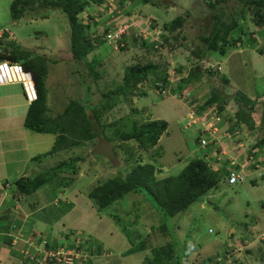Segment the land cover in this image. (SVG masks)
<instances>
[{
  "label": "rangeland",
  "instance_id": "rangeland-1",
  "mask_svg": "<svg viewBox=\"0 0 264 264\" xmlns=\"http://www.w3.org/2000/svg\"><path fill=\"white\" fill-rule=\"evenodd\" d=\"M14 1L16 0H0V24L5 17L9 27L14 29L17 34L16 42L8 46L10 50H16L15 48L18 47V50L34 52L36 53V57L40 56L48 60L49 76L47 78L45 77L48 110L52 109V113L57 112V114L65 112L70 105L68 98L71 99V96L75 95L73 92H76V90L79 91L78 94H83L82 88L84 82H86L88 87L91 86L88 88L89 91L93 93L91 97L88 94L81 97L79 104L86 107L94 105V102L96 103V106H98L97 113L101 114L99 118V123L102 127H100L101 136L111 141L109 142L110 145L102 141L106 144L105 147L103 145H97L95 148L93 142L91 148L90 146L86 148L76 147L73 150H69L65 155H59L58 158L56 156H50L46 159L49 162L46 163L40 173H44L47 170V175L50 176H52V174H48L51 171L50 169L58 166L62 161L70 162L74 160V162H79L76 166H79L80 169L83 167L81 169L83 177L78 182L73 183L71 187L67 186L65 188L66 186L63 185L61 189H53L47 186L35 192L36 196L32 198L33 201L46 203L49 205L47 210L53 208L52 203L58 205V201L62 197L58 192L64 188L67 189L66 193L79 190L89 194L91 190L104 182L106 178L117 175L122 168L130 169L129 164H125V160H130L131 149L128 146H132L135 150H138V145L131 141L125 143V148L124 145H119V141H116L114 138V134L127 130V127H124V116L127 117L129 114H133V121L135 120L141 125L150 120L151 117L154 120H161L168 123V131L162 136V140L156 149L154 162L157 165H168L170 169L174 170L171 176H176L185 169V165L193 160L190 157L191 152H189V149L196 147L195 142L197 136L194 137L191 131L193 129L188 126V114L192 111H201V104H205V101H207L203 100V96L210 97L214 92H218L226 100L225 114L230 117H234L239 110L238 103L234 99L238 97V93L248 98H251L255 93H259V101H264V56H261L259 49L256 52L260 55L256 57L248 56L247 59L241 57V64L236 62V56H238L236 53L246 49L243 45L251 46L250 44H252L254 46L252 49H257L260 48L258 45H260L259 41H261V49L263 51L262 53H264V28L254 29L249 13L247 19L240 21L242 23L241 25L246 26L245 30L247 32L243 34L241 40H238L235 46L233 45L227 48V52L229 53L228 57H230L229 61L212 63V66H218V69L213 67V73L210 76L208 73L210 71H207L209 70V65L193 57L191 50L182 51L179 47L184 42L198 41L199 35L210 32V29L213 27L215 20L212 18L211 13H209V9L204 3V0H152L155 3L161 4L160 7H155L151 3L145 4L142 0H129L128 5L131 6L133 4L135 7L131 8L127 6V8H131L132 17L136 23L139 21L140 25L149 20H154L155 25L162 28L164 22L172 21L177 16L187 18L186 23L183 28L169 36V42L167 44L159 38L160 43H164V45L159 47L157 51L149 50L138 40L136 42L131 34L132 29L136 33L133 27L130 31H127L124 38L125 42L129 44V50L123 51L118 49L112 53V47L107 43L101 44L97 49H100L101 54L106 58L103 60H95V65L93 66L97 71V75L99 74L101 76L98 80H95L92 76L91 78L89 76L87 77L86 73L82 75L84 72H82L81 68L76 69L74 63L66 68L68 62L64 63L65 56L63 52H69L71 44L69 38L70 33H67L69 23L67 16L63 12L51 10L47 12V20L39 19L32 23H29L28 20H24L23 18L19 19L20 21L14 20L11 12V5ZM122 1L116 0V6L120 8ZM102 5L103 8L98 2L92 1L91 6L87 8L89 9L86 11L87 14H90V12L93 14L97 13L96 16L99 15L101 17H98L100 18L99 20L95 19L90 22L92 27L88 30L89 34H93L98 28L103 33L108 23L113 20L110 15V18L107 17L108 10L104 4ZM232 6V1L226 6V13L228 14V17H225L226 20L233 13ZM236 9L239 10V15L241 13L240 6H237ZM124 10L122 9L126 14ZM124 18L125 16L118 17L117 20L123 21ZM14 21H19L18 23L20 24L16 28L12 25ZM240 33H234L235 37L241 36L242 34ZM184 36L187 37V41L183 39ZM63 42L66 45L61 46ZM1 44L4 43L2 42ZM172 47H176L174 53L171 52ZM247 52L250 51L244 52L241 56H246ZM93 54L88 58L89 62L92 63L94 62ZM68 55L71 57V53ZM152 61L159 63L161 73L163 70H169V77L172 78L169 89L176 96L168 95L166 92L162 94L163 96H160L154 90L159 83L158 81L161 80L155 81L153 79L141 84L139 86L140 89L135 91L134 95L129 93L126 94V97L124 92L120 91V88L123 87L127 68L135 66L138 63L147 65ZM238 64L241 65L239 69L236 67ZM228 67H230L229 71L225 72ZM178 68L182 69V73L177 71ZM223 70L230 79L227 84L222 80ZM195 72L199 73L201 77H192V74ZM244 72L248 74V79L245 82L243 79ZM62 73L67 75L65 76ZM141 89L148 91L145 96L140 95ZM94 90H97L99 94L101 92L102 95L109 93L112 95L110 98L106 97L105 99L104 96L97 101L94 99ZM76 96L77 98L80 97V95ZM184 98H189L191 104L186 102ZM256 99L254 97L253 100ZM196 101H198L197 106L193 107V103ZM255 106L259 108V104ZM133 111L136 112L133 113ZM94 115L95 113L92 112L91 116L94 117ZM135 121L134 124L136 123ZM113 124L116 125L113 126ZM103 126L106 127L104 131H102L104 129ZM96 127H98L97 122ZM240 128H242L240 129L242 133L240 135L241 139L244 140L242 132L244 130L250 136V140L248 142L244 140L246 146L243 151L240 150V152H237V157L248 151V143L251 145L252 142L261 137L260 132L253 131L246 125H242ZM190 144L193 145L190 146ZM188 145L190 148H188ZM114 150H116L117 161L119 160L122 164V167L119 169H115L114 166L116 164ZM104 153L108 154V156H105ZM147 156L149 157L150 155ZM188 157L190 158L187 159ZM179 159L186 161L181 168H179ZM214 162L215 160L212 159V163ZM61 177L65 181L68 180L67 175H62ZM62 179L56 178L53 185L61 186L64 183ZM258 183L260 186L253 188L249 178L245 182L233 186L221 182L219 187L213 190L209 196L210 198H208L212 201L211 205L204 199L200 203L193 204L186 213L170 219H167V217H157L159 216L158 213L154 215V210L151 209L150 202H146L144 196H142L145 201V203L141 204L142 211L137 213V207L133 201L141 198H139V195H127L121 202L118 201L113 206L98 212L101 217L108 214L117 215L124 221L122 225L114 221L112 223L100 221L102 224L100 225V232L104 235V240L109 247L107 248L104 243V247L100 245L102 250H105L106 247L108 252L107 255L102 253L101 257L105 259V257L110 256V259H105L106 264H110L111 260V263L118 261L117 264H144V259L148 253L150 254V250H147V252L138 251L130 255L125 254L131 250V245H133L130 236L138 240L139 233H141L142 235H152V241L166 243L167 240H172L174 243H178V252H181L179 256L183 258L182 264H212L216 258L215 255L223 247L229 250L235 248L233 253L238 258L237 264L240 261L244 264H264V261H262L264 260L262 259L264 255V180H260ZM66 197H63L62 200ZM147 209L148 211H146ZM95 210L99 209L95 208ZM58 213L61 214L59 209ZM136 214H139V216L137 217ZM109 215L108 217H110ZM252 219L257 221L253 226ZM91 220L90 230L93 231L97 227L98 218L94 216ZM133 221L137 224L129 227L126 225ZM160 224L162 228L163 226L164 228H168L167 233L160 232ZM152 227L154 228L153 230H151ZM117 229H119L122 236L111 234V230L114 232ZM153 233L156 234L155 238ZM140 240L143 241L144 237L140 238ZM126 242H128L131 248L125 252L124 245ZM27 246L28 244L25 243L23 249ZM247 250H251L256 255L257 260L254 261V256L248 259ZM96 253L99 254V252ZM25 254L29 257L31 252H25ZM91 258V255H88L84 263L90 264Z\"/></svg>",
  "mask_w": 264,
  "mask_h": 264
},
{
  "label": "trees",
  "instance_id": "trees-1",
  "mask_svg": "<svg viewBox=\"0 0 264 264\" xmlns=\"http://www.w3.org/2000/svg\"><path fill=\"white\" fill-rule=\"evenodd\" d=\"M92 1H96L99 4L102 3V0H16L11 5V12L14 20H19L25 15H40V17L44 19L48 17L47 12L51 10H59L63 12L67 16L70 27L71 59L69 58L70 60L68 61H70V64H77L78 68H81L82 72H84L82 75L86 73L87 77L89 76V78H91L92 76L93 79L98 80L100 75H97V71L93 65H95V60H99V58L96 55L93 59V63L89 62L88 58L101 46V44L107 43L109 26H106L103 33H101L99 28L96 29L93 34L88 33V30L92 27L90 22L96 19V15H90L86 12L88 6H91ZM128 1L129 0H123L120 3V8L123 10L125 9L124 11L127 15H131V8H134L135 5H128ZM142 1L145 4L151 3L155 7L161 6V4L155 3L152 0ZM231 1L233 2V13L229 16V19L226 20L225 17H228L226 6ZM204 3L207 5L212 18L215 20L213 27L210 29V32L199 35L198 41L184 42L180 44L179 47L182 51L191 50L193 57L209 65V70L207 71H210L208 73L211 76L214 67L212 66V63L225 57L228 54L227 48L229 46H235L238 40H241L243 34L247 32L245 30L246 26L241 25L242 23L240 21L242 19H247L248 13L251 16V22L254 29L264 28V0H204ZM127 6H130L131 8H127ZM237 6H240L241 9L239 15V10L236 9ZM186 19L187 18H184L183 16H177L172 21H166L162 26L163 33L160 36V39L167 44V42H169V36L183 28ZM236 32H241L240 34L242 35L235 37ZM133 38L136 42L140 41L142 45L151 51H157L159 50V47L164 45V43H160V39L159 41L150 42L143 39H136L134 36ZM183 39L187 41V37L184 36ZM17 48L18 47L15 48L16 50H11L10 54L3 57L10 61L22 64L25 70L32 72L39 96L38 101L31 104L26 118V127L37 133H60L55 149L47 155L53 156L55 153H61L62 151L66 152L89 142L93 143L96 141L101 133H99L98 127H96V122L101 116V114L97 113V107L93 109L95 112L94 117H89L85 107L80 105L78 101H72L69 103L70 105L64 113H60L55 117H50L48 115L45 83V77L47 78L49 75L48 60L40 56L32 57L31 52L18 50ZM129 49L128 42H126L125 47H121V50L123 51ZM175 51L176 47H172L171 52L174 53ZM56 63L58 64L57 61ZM159 68V63L154 61L147 65L138 63L135 66L127 68L125 81L123 87L120 88V91H123L126 97V94L129 93L134 95L135 91L140 89L139 86L141 84L153 79H155V81L161 80L166 85H169V70H163L161 73ZM177 71L182 73V69L178 68ZM224 75L226 74H223L222 80L227 84L230 80ZM193 76H197L195 78L201 77L200 74L196 72L192 74V77ZM90 87L91 86H89V88ZM111 95V93L104 94L105 99L106 97L110 98ZM140 95L145 96L146 90L141 89ZM237 96L238 97H235L234 99L238 103L237 106L239 110L234 117L225 114L224 110L227 103L218 92H214L210 97L208 96L206 98V103L201 105L200 108L201 111H203L206 108L216 106L222 116V121L220 123L221 126H230V130L233 132L242 125H246L253 131L260 132L262 138L257 140V143L249 149V152L247 151V155L245 156V158L248 156L249 158L253 157L251 160L252 163L248 166V169L258 170L257 165H260L261 163L259 162L262 161L258 160L259 162H257L255 160L260 158L262 153L257 154L254 153L253 150L259 148L264 152V101H259V97H256V100L249 99L241 93H238ZM197 102L198 101H196V103ZM256 104H259V108L255 106ZM134 112L136 111H133V113ZM132 116L133 114H129L127 117L124 116V127H127V130L114 134V138L116 141H119V145L122 144L125 148V143L131 141L135 142L138 145V150H135L132 146H128L131 149L130 160H125V164H129L130 169L122 168L117 175L106 178L104 182L100 183L89 193V199L99 211L113 206L118 201L121 202V200L127 195L134 194L136 196L139 195V198H141L133 201L137 207V213L142 211L141 204L145 203L142 196H144L146 202H150L151 209L154 210V215L158 213L159 216L157 217H167V219H170L186 213L195 203H200L204 201V199H206L205 201H208V196L212 194L213 190H216L219 187L220 182L226 180V178L228 179L230 175V171L227 168L229 161L224 162V166L221 167L220 170H217L216 166L211 165L212 161L210 159L212 156L210 159H207L204 157L205 155L202 154L199 159H193L190 161L179 175L169 176L163 180H158L154 165H140L139 162L143 156L142 152H146L149 148L158 144L161 136L167 130L168 124L165 121H147L141 125L135 120L136 123L134 124ZM115 125L116 124H113V126ZM103 128L105 130L106 127L103 126ZM107 140L111 142L109 139ZM196 141L198 142L199 139L197 138ZM114 154L116 157L115 160L117 161L116 150H114ZM242 158V161L245 160L244 156ZM67 165V162H62L58 166L52 167L50 169L51 171L48 172V174H52V176L47 175L46 170L44 173H40L35 177L22 178L16 181L15 185L18 193L23 196L32 195L37 190L46 186H50L53 189H61L63 185H66V181L62 179L61 174L62 170L67 168ZM252 166H254V169ZM121 167L122 166L119 168ZM237 167L239 170L240 165H237ZM56 178L62 179L64 183L61 186L53 185ZM262 178H264V174L262 175ZM255 181H257V179ZM256 183L257 182L252 181L254 186ZM211 203L212 201L209 200L208 204L211 205ZM146 211H148V209ZM136 215L137 217L139 216V214ZM109 216V221H114L120 225L124 222L120 216ZM100 218L102 217L100 216ZM106 219L107 218H104L103 221H106ZM251 221H253L252 226L257 223L255 219H252ZM135 224L137 223L133 221L126 225L129 227ZM167 230L168 228H164V226L162 228V225L160 224V231L167 233ZM155 236L156 235L154 234V238ZM142 237H144L143 241L140 240ZM151 237L152 235L150 234L142 235L139 233V239L137 240L130 236L133 245H131L132 248L127 254L136 253L138 251L147 252V250H150V254L148 253L147 257L144 259V264H182L183 258L179 256L181 252H178V243H174L172 240H167L166 243L152 241ZM90 242L91 246L89 244L88 247L82 245L81 247L76 246L72 248L77 251H86L85 254L87 256L91 255L92 257L90 264H96L98 259H103L100 255L102 253L107 255L108 252L107 250V253L103 252L104 250H102L100 244L97 243L95 244L96 247L93 248L92 246L95 241L91 236ZM48 248L53 250L58 249L57 247H54L52 243H48ZM219 250L220 251L215 255L216 258L213 260L212 264H226L225 261H219V258L221 256H229L233 253H231V250L229 251V249L224 247ZM96 252H99V254ZM247 253L251 256L255 255L249 250ZM107 258L110 259V256L105 257V259ZM262 259H264V255L262 256ZM255 260H257L256 257L254 261ZM117 263L118 261L113 264ZM46 264L55 263L48 262ZM235 264H237L236 261ZM239 264L244 263L239 262Z\"/></svg>",
  "mask_w": 264,
  "mask_h": 264
},
{
  "label": "crops",
  "instance_id": "crops-1",
  "mask_svg": "<svg viewBox=\"0 0 264 264\" xmlns=\"http://www.w3.org/2000/svg\"><path fill=\"white\" fill-rule=\"evenodd\" d=\"M90 15H97V13L93 14L90 12ZM98 17L100 16L99 15L95 16V18L99 20L100 18ZM22 18L24 20H28L29 23L38 21L39 19H43L40 17V15H34V16L25 15ZM5 19L6 18L4 17L3 21L0 24V43L2 42L4 43L0 45V60L1 61L9 60V59L4 58L3 56L10 54L11 50L9 49L8 46H11V44H14L17 40V34L15 33L14 29L9 27V24H7V21ZM47 19L48 17L44 18L43 20H47ZM19 21H14L12 23L14 28L20 25L18 23ZM7 31L9 33H13L14 39H9V35L7 34ZM67 33H70V27ZM66 36H68V34H66ZM69 38H70V35H69ZM64 41L66 40L64 39ZM259 42H260V45H258V47L260 48H257V49H252V47H254L252 44H250L251 46L243 45L246 49L244 51H240L239 53H236V55H238L236 56L237 57L236 62L240 63L241 57H244L245 59H247L248 56L256 57L257 55H260L258 52H256L258 49H259V52H261V56H264V53H262L263 51L261 49L262 43L261 41ZM62 45L64 46L66 45V43L63 42L61 46ZM246 51H250V52H247L246 56H241ZM31 53H32L31 56L35 57L36 53L34 52H31ZM63 53H64V56L66 57V58L64 57V63L68 62V65L66 66V68H68L71 66L70 61H68L71 59L70 55H68L71 52L69 50V52H63ZM101 53L102 52L100 51V49H96L93 54V59L96 57V55L98 56L100 60L105 59L106 57ZM228 56H229V53L225 57H222L221 60H218V62L222 63L225 61H229L230 57ZM240 64L236 66L237 69L241 67ZM74 67L78 69L77 64H75ZM230 67H231V64H230ZM230 67H228V69L225 72H228ZM214 68L218 69V66H214ZM225 72L223 70V74H225ZM64 75L66 76L67 74H64ZM243 75H244L243 79L245 82L248 79V74L247 72H244ZM224 76L228 78L227 74ZM100 77L101 76H99V78ZM88 88H89L88 85L86 84V82H84L83 88H82L83 94H80V93L78 94L79 91L76 90L77 93L73 92L75 93V95L71 96V99L68 98V103H71L72 101L80 102L79 100L85 94H88L91 97L93 92L89 91ZM94 91L95 92L93 95H94L95 100L98 101L101 97L104 96L101 94V92L99 94L97 90H94ZM154 91H156L160 96H163L158 90L155 89ZM147 92L148 91L146 90V93ZM76 95H80V97L77 98ZM171 95L174 97L176 96L173 93H171ZM259 96H260L259 93H255L249 99L253 100L254 97H259ZM203 97H204L203 100H206L208 96H203ZM30 107L31 105L26 102L24 92L22 90V87L19 84H11V85L0 87V264H33L30 262L31 260L26 256L25 252H29V253L31 252V254H36L37 252L36 245L40 244L41 242L40 240L42 241L49 240L50 243H52L54 247H57V248L70 247L69 250H73L72 247L77 246L74 244L75 243L77 244L78 239H81L82 241H84L85 238H90L91 236L93 240L95 241L93 246H95L96 243L100 245H103L104 243V245L107 248H109L106 244L107 242H105L104 240L105 239L103 237L104 235L100 232V225H102L101 222L112 223V221H109L110 219L108 218L107 215L102 216V218H100V215L98 214V212L100 211L95 210V208L97 207L93 205L92 201L89 199V194L83 193L82 191H79V190H76V192L66 193L67 189L65 188H67V186L71 187L73 183L78 182V180H80V178L83 177L82 170H81L83 169V167L80 169L79 166H76L79 162H74V160H71L70 162H67L68 163L67 168L62 170V175H67L68 180L65 182L66 187L63 190L58 192L59 195L62 196L60 201H58V205H54V203H52L53 204L52 209L47 210V207L49 205H47L46 203L34 202L32 198L36 196V193L32 195H27V196H23L20 193H18L16 185H15L16 181L22 178L35 177L40 172H42V169L44 168L46 163L49 162V160H46L48 157H50L47 154H49L55 149L56 144L59 140V134H60L59 132L57 133H53V132L52 133H37L29 129L28 127H26V118L29 113ZM96 107L98 109V106H96L95 102H94V105L85 107L87 109L86 112L89 117H91L92 112H94L92 111V109ZM58 114L57 112L52 113V109L48 110V115L50 117H55ZM148 121H161V120H154L151 117V119ZM97 126H98V130L100 133L101 126H100L99 120L97 121ZM192 129L193 130L191 131L193 132L194 137L197 136V133H198L197 127L196 128L192 127ZM237 129H242V128L239 127ZM103 130L104 129H102V131ZM167 131H168V128L164 132V134ZM242 132L244 135L243 139L246 142H248L250 140V136H248L244 130ZM101 134L102 133H100L99 138L96 139V141H94L95 148L97 147V145L98 146L103 145L105 147L106 144H104L102 141L110 145L109 141L106 138L102 137ZM162 136L157 145H155L152 148H149L146 152H142L143 156L139 162L140 165H147V164L154 165L156 168V175H157L158 180H163L171 176L172 172L174 171L173 169H170L168 165H157L154 162V156H156V149L162 140ZM261 138L262 137H259L258 139L260 140ZM257 140L252 142L251 145L250 143H248L249 144L248 152H249V149H251L257 143ZM195 143H196V147L193 149H189V152H191V156H190L191 158L199 159L202 154L205 155L204 157L212 154L211 149H202L201 147L198 148V142L196 141ZM92 144L93 143L89 142L83 145L84 147L83 146H80V147L86 148L90 146L91 148ZM192 145L193 144H190V146ZM188 148H190L189 145H188ZM67 152L68 151L66 152L62 151L61 153H55V155L53 156H56V158H58L59 155H65L67 154ZM253 152L257 154L262 153L261 154L262 157L260 156V158L255 160L257 162H259L260 160L262 161V162H259L261 163L260 165H257L258 170H249L250 174H249V177H247L249 178V181L251 184H252V181L257 182L255 186L252 184V187L255 188L257 186H260V184L258 183L260 180H264V178H262V175L264 174V164H263L264 152H262V149H259V148H255ZM245 153H247V151L242 153L244 158L246 156L244 155ZM229 154H230V158L239 157L240 161H242L243 159L242 158L243 156L241 155H239L238 157L236 156L237 150L235 149H231ZM104 155L108 156V154H105V153ZM147 155H150V156L148 157ZM190 157H188L187 159H189ZM212 159L215 160L213 156L210 160L212 161ZM228 161H229V157L223 156L222 161H219L218 163L221 167H223L224 166L223 163L228 162ZM62 162H66V161H62ZM185 162L186 161H182L179 159L178 160L179 168H181V166ZM114 166H115V169L117 168L119 169V167L122 166V164L116 161V164ZM252 168L254 169V166H252ZM247 178L244 179L243 182H245ZM256 179L257 181H255ZM222 183L227 184L228 179L226 178V180L224 182L222 181ZM65 196L67 197L62 200V198ZM58 209L61 211V214L58 213ZM94 216L98 218V224H97V227L93 229L94 231L93 232L90 230V224L92 222L91 219ZM57 217L58 219H56ZM104 218H107L106 221H103ZM153 229L154 228L152 227L151 230ZM117 231L112 232L111 230L110 232L112 235L118 234L122 236V234H120L119 232V229H117ZM16 237H21L24 240L14 242ZM128 242H126L124 245L125 252L130 250L131 248ZM25 243L28 244V246L25 249H23V246ZM106 247L103 252H106ZM230 250L232 253L233 250L235 249L233 248ZM74 251H77V250H74ZM252 254L254 253L252 252ZM247 255L249 257L248 259H250L252 256L256 257L255 255L251 256L248 253ZM101 260H103V262H101ZM84 261H85L84 259L80 258L74 264H85ZM96 264H106V261L105 259L100 258L96 261ZM110 264H113V263H111L110 261Z\"/></svg>",
  "mask_w": 264,
  "mask_h": 264
},
{
  "label": "built area",
  "instance_id": "built-area-1",
  "mask_svg": "<svg viewBox=\"0 0 264 264\" xmlns=\"http://www.w3.org/2000/svg\"><path fill=\"white\" fill-rule=\"evenodd\" d=\"M100 4L103 8L104 4L106 9L108 10L107 17L109 15L113 18L111 22L108 23L109 31L107 35V43L115 49H121V47L126 46V42L124 40L127 31L135 28L136 33L132 29L131 34L136 39H143L145 41L155 42L159 41L160 36L163 33L162 28L155 25L154 20H149L142 25L135 22L132 15L125 14L121 8L116 6V0H102ZM125 16L122 20H117L118 17ZM135 17V16H134ZM110 18V17H109ZM113 24V25H112ZM9 39H14L13 33H9ZM171 77H169V82H171ZM169 83V84H170ZM11 84H19L22 87V90L25 95L26 102L28 104H33L38 101V88L34 79L32 72L25 70L22 64L18 62H13L10 60H0V87L11 85ZM159 90L163 93H170L171 89H169V85H166L163 82L157 84ZM184 100L191 104V100L189 98H184ZM193 107L197 106V103H193ZM190 128L197 127V138L199 139V146L202 149H211L212 154L207 155L206 158L210 159L213 156L217 161H222V157H229V164L227 165L228 170L230 171V175L228 177L229 185H236L238 183L243 182V180L248 176V166L252 163L251 160L253 157H246L244 161H240L238 158H230L229 152L231 149L243 151L246 144L244 140L241 139V131H231L229 126H221L222 116L219 113L217 108H213L210 111L205 112H189L188 114ZM244 155H247L244 154ZM243 156V155H241ZM237 165H240V169L238 170ZM217 170H220L219 165H215ZM77 246H82V240H77ZM36 254H30L29 259L32 262H40L42 264L53 262L57 264H74L78 259H86L87 255L86 251H66L63 249L53 250L49 249L47 246V242L44 240L42 244L36 245ZM238 258L234 256V253L229 256H221L219 261H225L226 264H235V261ZM233 262V263H232Z\"/></svg>",
  "mask_w": 264,
  "mask_h": 264
},
{
  "label": "clouds",
  "instance_id": "clouds-1",
  "mask_svg": "<svg viewBox=\"0 0 264 264\" xmlns=\"http://www.w3.org/2000/svg\"><path fill=\"white\" fill-rule=\"evenodd\" d=\"M89 10V9H88ZM108 44V43H107ZM109 45V44H108ZM110 46V45H109ZM111 47V46H110ZM112 49V51H115V50H118V49H115V48H111ZM120 50V49H119ZM31 72V71H30ZM159 83L160 82H163V81H158ZM157 83V82H156ZM155 83V84H156ZM164 83V82H163ZM170 83V82H169ZM171 84V83H170ZM155 89L156 90H158L161 94H164L162 91H160L159 90V87L157 86V87H155ZM168 95H171V93H172V91H170V93H168V92H166ZM178 95V94H177ZM213 108H217V107H209V108H206L205 110H203V111H201V112H205V111H210L211 109H213ZM236 130H240V129H236ZM197 139V138H196ZM217 162H219V161H217ZM217 162H215V165H219V163H217ZM229 164V163H228ZM211 165L212 166H214V164H212L211 163ZM220 166V165H219ZM220 169H221V166H220ZM247 172H248V176L247 177H249V174H250V172H249V169H247L246 170ZM246 177V178H247ZM243 183V182H242ZM43 239V238H42ZM22 240H24L23 238H21V237H16L15 238V240H14V242L15 241H22ZM41 242H40V244L44 241H42V240H40ZM46 242H47V246H48V243H50V241L48 240H45ZM90 244V246H91V242H90V238H85V240L84 241H82V245H84L85 247H88V245ZM39 245V244H38ZM74 245H77L76 243L74 244ZM93 248H95L96 246H92ZM67 248V249H66ZM66 248H58L57 250H60V249H63V250H66V251H72V250H69V248L70 247H66ZM49 249H51V248H49ZM82 249V248H81ZM238 261V259L236 260V262ZM31 263H33V264H42V263H40V262H38V261H36V262H32V261H30ZM44 264H46V263H44ZM55 264H57V263H55Z\"/></svg>",
  "mask_w": 264,
  "mask_h": 264
},
{
  "label": "water",
  "instance_id": "water-1",
  "mask_svg": "<svg viewBox=\"0 0 264 264\" xmlns=\"http://www.w3.org/2000/svg\"><path fill=\"white\" fill-rule=\"evenodd\" d=\"M208 202H209V200H208Z\"/></svg>",
  "mask_w": 264,
  "mask_h": 264
}]
</instances>
